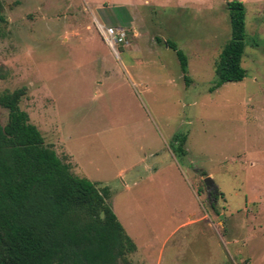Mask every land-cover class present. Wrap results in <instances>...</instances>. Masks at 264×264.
<instances>
[{
	"label": "rangeland",
	"instance_id": "obj_1",
	"mask_svg": "<svg viewBox=\"0 0 264 264\" xmlns=\"http://www.w3.org/2000/svg\"><path fill=\"white\" fill-rule=\"evenodd\" d=\"M2 1L0 93L25 88L45 144L108 189L130 263L264 264V0ZM227 1L245 8V77L209 93ZM97 24L124 28L127 45L115 54Z\"/></svg>",
	"mask_w": 264,
	"mask_h": 264
},
{
	"label": "trees",
	"instance_id": "obj_2",
	"mask_svg": "<svg viewBox=\"0 0 264 264\" xmlns=\"http://www.w3.org/2000/svg\"><path fill=\"white\" fill-rule=\"evenodd\" d=\"M226 8L230 38L214 65L216 82L209 93L245 77L244 4L227 1ZM3 11L0 0L2 23ZM167 45L188 85L184 53L174 43ZM25 95V88L0 93V108L7 111V121L0 125V264H131L128 256L136 247L107 202L108 189L74 176L45 144L20 108ZM186 138L172 139L178 156L187 154Z\"/></svg>",
	"mask_w": 264,
	"mask_h": 264
},
{
	"label": "built area",
	"instance_id": "obj_3",
	"mask_svg": "<svg viewBox=\"0 0 264 264\" xmlns=\"http://www.w3.org/2000/svg\"><path fill=\"white\" fill-rule=\"evenodd\" d=\"M97 27L99 29V33L102 37V39L106 42V44L111 48L115 54L116 51L114 49V43L117 44H126V30L122 27H102L99 24H97Z\"/></svg>",
	"mask_w": 264,
	"mask_h": 264
},
{
	"label": "water",
	"instance_id": "obj_4",
	"mask_svg": "<svg viewBox=\"0 0 264 264\" xmlns=\"http://www.w3.org/2000/svg\"><path fill=\"white\" fill-rule=\"evenodd\" d=\"M203 183L205 185V188L207 190V196H213L216 197V195L218 194V190H217V186L214 183V181L212 180L211 177L206 176L203 178Z\"/></svg>",
	"mask_w": 264,
	"mask_h": 264
},
{
	"label": "flooded vegetation",
	"instance_id": "obj_5",
	"mask_svg": "<svg viewBox=\"0 0 264 264\" xmlns=\"http://www.w3.org/2000/svg\"><path fill=\"white\" fill-rule=\"evenodd\" d=\"M211 197H212L213 201H215V198H213V196L208 197V199H210Z\"/></svg>",
	"mask_w": 264,
	"mask_h": 264
}]
</instances>
